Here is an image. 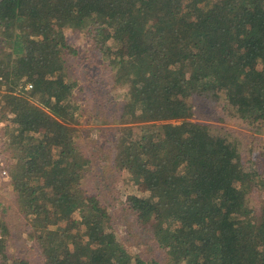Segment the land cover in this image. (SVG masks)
<instances>
[{"label": "trees", "instance_id": "16d2710c", "mask_svg": "<svg viewBox=\"0 0 264 264\" xmlns=\"http://www.w3.org/2000/svg\"><path fill=\"white\" fill-rule=\"evenodd\" d=\"M68 32L124 93L112 150L133 190L124 207L168 264H264V152L246 157L238 132L194 120L264 127V0H0V125L18 170L6 188L39 264H160L130 254L82 188ZM5 235L0 222V264H31L8 256Z\"/></svg>", "mask_w": 264, "mask_h": 264}, {"label": "rangeland", "instance_id": "374dc122", "mask_svg": "<svg viewBox=\"0 0 264 264\" xmlns=\"http://www.w3.org/2000/svg\"><path fill=\"white\" fill-rule=\"evenodd\" d=\"M68 37L69 43L79 49V57L68 55L65 58L67 80L76 84L74 93L80 106L77 112V145L91 165L82 182V188L88 195L97 196L108 207L121 243L130 254L168 264L165 250L157 246L149 233L150 227L139 225L136 216L124 207L127 196L133 190L126 189V184H121L112 154L117 132L121 128L122 106L126 102L124 93L116 87L111 69L105 60L98 64L93 57V50L86 49L88 41L84 34L68 32ZM219 115L216 113L213 116L210 113L207 118L199 116L194 120L210 126L228 127L238 132L240 140L237 138V141H241L239 147L241 146V152H245L246 157L255 149L264 152V127H244L239 120L223 122L215 119ZM2 128L0 127V131ZM10 171L9 178L0 182V222L3 223L6 233V253L14 259L27 257L31 264H39L42 259L39 258L41 252L35 240L26 233L27 221L20 211L18 198L12 187L6 188L9 187L12 176L18 172L16 165ZM137 194H140L139 190ZM249 194L253 204L260 200L261 194L256 189H252Z\"/></svg>", "mask_w": 264, "mask_h": 264}, {"label": "built area", "instance_id": "2783aa9c", "mask_svg": "<svg viewBox=\"0 0 264 264\" xmlns=\"http://www.w3.org/2000/svg\"><path fill=\"white\" fill-rule=\"evenodd\" d=\"M3 124L0 125L2 127ZM10 145V139L5 137L0 131V182L6 181L9 178L10 171V161L7 155V148Z\"/></svg>", "mask_w": 264, "mask_h": 264}]
</instances>
